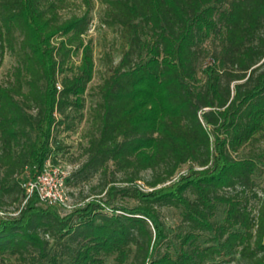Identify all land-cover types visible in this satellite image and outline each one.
<instances>
[{
	"label": "trees",
	"instance_id": "obj_1",
	"mask_svg": "<svg viewBox=\"0 0 264 264\" xmlns=\"http://www.w3.org/2000/svg\"><path fill=\"white\" fill-rule=\"evenodd\" d=\"M83 1L64 16L71 0H0V66L16 59L0 81V211L20 203L0 213V258L264 264V0H99L122 54L97 86L86 157L66 183L98 175L104 194L64 214L27 195L23 181L84 119L95 1ZM165 206L180 209L174 230Z\"/></svg>",
	"mask_w": 264,
	"mask_h": 264
},
{
	"label": "rangeland",
	"instance_id": "obj_2",
	"mask_svg": "<svg viewBox=\"0 0 264 264\" xmlns=\"http://www.w3.org/2000/svg\"><path fill=\"white\" fill-rule=\"evenodd\" d=\"M71 5L62 11L64 16H69L73 12H82L85 8V3L83 0H71ZM95 5L91 12L93 20L92 24L85 35L86 39L91 38L93 43V52L95 59V73L92 80L89 82L88 87L85 91V106L83 108L84 119L79 123V126L74 131H67L62 134L61 138L63 140L64 147L61 149H56L54 151V157L51 158L53 164L56 166H62V168H68L71 173L78 167V165L85 159L86 155L83 153V146L87 144L86 134L92 127L91 119V109L99 100V94L97 90L98 84L102 81L103 77L110 73L112 64H115L120 59L122 54V39L120 36V29L118 26L112 27L106 23H103L102 16L104 13L105 6L99 2V0H94ZM110 54V55H109ZM113 59L111 61L110 57ZM73 59L75 62L79 63L81 59V52L74 54ZM207 58L203 66L208 62ZM16 59L14 55L7 52L4 56L3 62L0 66V81L7 79L10 70L13 68ZM202 70V69H201ZM202 74V72H200ZM252 145L247 144L242 152H248L251 150ZM255 147L264 148V136H262L258 141L255 142ZM189 164L184 165V169H187ZM37 174V173H36ZM145 176L150 175V171L144 172ZM98 175H96L90 182H83L78 185H72L66 183L67 191V204L57 205L58 210L61 213L70 212L73 208L85 204V202L92 198L95 194L101 196L104 194L97 193V189H92V185L98 182ZM256 181L264 185V165L261 171L257 172L255 175ZM141 185L144 183L141 182ZM90 194V195H89ZM87 195H89L87 197ZM116 203H127L133 204L134 199L129 197L117 196ZM11 200V198H7ZM26 201V196L22 200L21 205ZM19 202L7 203L2 208L0 213L3 214H17L19 209L17 208ZM70 205V206H69ZM163 218L167 223L170 230H174L176 224L180 221V209L171 206H165L162 208ZM110 259L109 261H111ZM15 261L14 257L1 259L0 264H13ZM229 264H251L250 262L237 258Z\"/></svg>",
	"mask_w": 264,
	"mask_h": 264
},
{
	"label": "built area",
	"instance_id": "obj_3",
	"mask_svg": "<svg viewBox=\"0 0 264 264\" xmlns=\"http://www.w3.org/2000/svg\"><path fill=\"white\" fill-rule=\"evenodd\" d=\"M61 87L60 84H58ZM71 173L68 168L56 166L47 158L37 174L23 181L27 195L36 193L41 202L46 204H67L66 178ZM70 206V205H69Z\"/></svg>",
	"mask_w": 264,
	"mask_h": 264
}]
</instances>
